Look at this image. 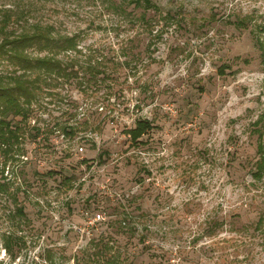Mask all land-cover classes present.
Wrapping results in <instances>:
<instances>
[{
    "label": "rangeland",
    "instance_id": "1",
    "mask_svg": "<svg viewBox=\"0 0 264 264\" xmlns=\"http://www.w3.org/2000/svg\"><path fill=\"white\" fill-rule=\"evenodd\" d=\"M39 29L72 45L0 54L34 83L0 113V264H264V0H0V38Z\"/></svg>",
    "mask_w": 264,
    "mask_h": 264
},
{
    "label": "trees",
    "instance_id": "2",
    "mask_svg": "<svg viewBox=\"0 0 264 264\" xmlns=\"http://www.w3.org/2000/svg\"><path fill=\"white\" fill-rule=\"evenodd\" d=\"M136 5L141 3V0H134ZM148 3L149 0H144V3ZM72 38L65 37L62 39H55L49 36L48 29L41 31L40 29L27 34L20 33L14 38L4 36L0 38V54H4L9 61L16 64L19 68L30 69L39 68L47 73H59L63 71L62 63L49 56L36 57L34 59L29 58L26 55V48L34 44L39 45L40 49L52 47L63 48L72 45ZM8 47V49H7ZM34 83L31 82L25 75H13L7 77L0 76V113L5 115L6 113L20 114L23 113L22 101H29L33 97ZM8 122L0 118V142L5 140L7 136L4 135V131ZM151 123L148 120H138L135 127L131 128L128 133L130 138L134 141L143 135V133L151 128ZM257 153L259 158L254 167L256 170L254 173L264 171V151L258 147Z\"/></svg>",
    "mask_w": 264,
    "mask_h": 264
},
{
    "label": "built area",
    "instance_id": "3",
    "mask_svg": "<svg viewBox=\"0 0 264 264\" xmlns=\"http://www.w3.org/2000/svg\"><path fill=\"white\" fill-rule=\"evenodd\" d=\"M77 151L82 153L84 151V147L78 146ZM104 219H105V217H104L103 213L96 212V213H94L93 217H91V219H88L87 223L88 224H95V222H99V221H102Z\"/></svg>",
    "mask_w": 264,
    "mask_h": 264
}]
</instances>
